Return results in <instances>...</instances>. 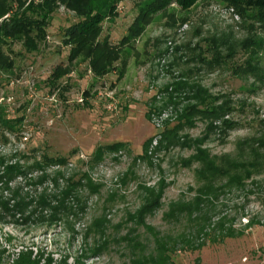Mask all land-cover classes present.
I'll return each instance as SVG.
<instances>
[{"label":"rangeland","instance_id":"374dc122","mask_svg":"<svg viewBox=\"0 0 264 264\" xmlns=\"http://www.w3.org/2000/svg\"><path fill=\"white\" fill-rule=\"evenodd\" d=\"M43 1L5 0L11 8L0 25L18 12L37 20ZM164 1H115L95 39L118 51L103 73L82 54L69 61L65 31L87 16L63 2L52 5L34 49L24 46V36L8 39L3 51L10 65H0L3 264L22 251L69 264L78 258L140 264L142 254L154 251L146 226L172 235L182 230L183 223L168 224L163 215L199 187L197 152L237 159L247 142L264 136V11L217 0L181 10ZM209 110L217 117L201 116ZM8 166L22 174L9 176ZM253 180L218 201V216L244 235L195 252L177 249L172 264H264V170ZM156 188L161 207L144 217L145 227L138 225L146 190ZM45 197L64 210L56 214L63 220L48 227L2 208L5 201L11 209L30 200L24 212L40 218L35 204ZM249 220L256 223L246 228Z\"/></svg>","mask_w":264,"mask_h":264},{"label":"trees","instance_id":"16d2710c","mask_svg":"<svg viewBox=\"0 0 264 264\" xmlns=\"http://www.w3.org/2000/svg\"><path fill=\"white\" fill-rule=\"evenodd\" d=\"M63 2L68 7L73 6L78 9L79 13L85 14L86 20L71 26L65 31L66 45H71L73 48L69 55V61L74 60L79 55L90 57L92 66L98 73L105 72L106 69L118 58V51L110 48L107 40L95 42L99 31V25L104 18L113 12L114 3L116 0H97L99 5L92 7L94 0H44L39 8V16L37 20H30L24 16L23 12H18L16 17L9 18L0 26V65L5 63L9 67L7 57L4 54V47L10 42L8 39H14L19 36H24V46L29 49L36 47V42H39L44 36V27L46 26V16L52 11V5L57 2ZM173 1L181 10H187L200 0H165L164 3ZM229 4L236 8H251L264 11V0H217ZM0 16L5 14L11 7L5 6V0H0ZM161 5H158L160 7ZM78 7H82L79 9ZM164 7V6H163ZM162 7V8H163ZM72 8V7H71ZM154 8L152 12H155ZM148 16L145 14L141 21H148ZM195 110V109H194ZM201 114L204 118H210L218 115L219 111L209 110ZM165 139V138H164ZM247 152L237 159L229 157H211L205 152H197V161L200 164V169L197 171L199 187L195 189L194 196L187 201H179L169 206L167 212L163 215V220L168 224H184L182 230L176 235L171 233H160L154 229L145 227L144 217L154 210L161 207L163 192L160 188L146 190V195L140 209L136 212L135 220L137 224L145 227L152 236L154 251L152 254H142L141 260L135 262L140 264H172L171 254L177 249L181 252H195L204 248L207 244H219L225 239L241 237L244 235L241 231H235L232 220L226 215H221L219 212L218 201L219 197L233 190L244 191L247 187V182L253 183V178L260 175L264 170V136L257 140H252V144L247 142ZM17 167L8 166L7 174L11 176L13 173L22 174L15 170ZM1 179V177H0ZM10 178H8L9 180ZM8 181L5 183V187ZM51 198H42L38 204H35L40 209V218H32V213L24 212V206L32 201H27L26 204L16 203L11 209L9 201L2 204V208L7 211H13L14 208L21 213L22 221L32 220L33 224L51 226L56 222L63 220L62 211H58V206H53ZM64 207L62 202L57 205ZM24 205V206H22ZM223 206V205H222ZM21 208V209H20ZM49 211L50 214L44 215V211ZM26 214V216H25ZM25 216V217H24ZM65 221V220H64ZM68 221V220H66ZM256 222L249 220L246 228L255 225ZM101 237V232H98ZM137 239V238H136ZM128 240V239H126ZM132 242V247H142L138 241L129 239ZM105 246H97L92 251L94 254L102 253ZM3 254L0 252V264H3ZM85 256V255H84ZM83 256V257H84ZM8 264H69L66 259L55 261L51 255L44 257L43 255H35L31 251H22L18 256ZM74 264H80L79 258Z\"/></svg>","mask_w":264,"mask_h":264}]
</instances>
